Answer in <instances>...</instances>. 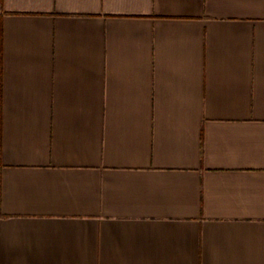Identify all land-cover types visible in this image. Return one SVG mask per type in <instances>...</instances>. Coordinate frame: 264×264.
Segmentation results:
<instances>
[{
    "label": "crops",
    "instance_id": "crops-1",
    "mask_svg": "<svg viewBox=\"0 0 264 264\" xmlns=\"http://www.w3.org/2000/svg\"><path fill=\"white\" fill-rule=\"evenodd\" d=\"M0 264H264V0H0Z\"/></svg>",
    "mask_w": 264,
    "mask_h": 264
},
{
    "label": "trees",
    "instance_id": "trees-1",
    "mask_svg": "<svg viewBox=\"0 0 264 264\" xmlns=\"http://www.w3.org/2000/svg\"><path fill=\"white\" fill-rule=\"evenodd\" d=\"M1 31V30H0ZM0 36H1V33H0ZM0 59H1V56H0Z\"/></svg>",
    "mask_w": 264,
    "mask_h": 264
}]
</instances>
